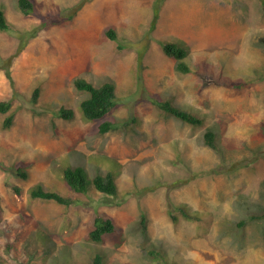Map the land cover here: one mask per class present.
Returning <instances> with one entry per match:
<instances>
[{
	"label": "rangeland",
	"instance_id": "rangeland-1",
	"mask_svg": "<svg viewBox=\"0 0 264 264\" xmlns=\"http://www.w3.org/2000/svg\"><path fill=\"white\" fill-rule=\"evenodd\" d=\"M35 1L25 14L18 0H0L13 27L0 30V101L11 102L0 111V262L90 264L100 253L105 264H157L154 247L172 264H264V221L248 219L264 210V0H165L154 30V0H88L79 9L82 0ZM179 37L190 45L188 73L162 49ZM79 76L116 83L108 116L84 118L89 93L75 88ZM155 96L204 123L165 113ZM61 107L74 117H60ZM10 115L13 125L3 128ZM105 119L116 126L101 133ZM209 128L217 150L203 141ZM69 164L91 176L115 171L122 195L73 190L62 173ZM37 183L76 201L33 199ZM171 200L204 217L175 221ZM98 214L115 224L102 241L89 235Z\"/></svg>",
	"mask_w": 264,
	"mask_h": 264
},
{
	"label": "trees",
	"instance_id": "trees-1",
	"mask_svg": "<svg viewBox=\"0 0 264 264\" xmlns=\"http://www.w3.org/2000/svg\"><path fill=\"white\" fill-rule=\"evenodd\" d=\"M88 0H82V2L77 7L78 9ZM165 0H154L153 3V20L151 23V29L154 30L157 26L158 20L161 15V10L163 8V3ZM18 6L22 12L25 14H32L36 11V1L35 0H18ZM76 12V10H75ZM73 16V15H72ZM43 23L39 26L34 27L30 31H26L25 34L32 36L37 34L39 30L45 25ZM12 23L7 18L5 10L0 8V30L9 31L11 30ZM107 34L112 38H117V32L115 29L110 28L107 30ZM25 39L22 40L17 53L20 52L25 46ZM162 49L165 54L172 56L176 60V69L179 72L188 73L194 70L193 65H191L187 58L190 53V45L186 40L182 38H174V40H163ZM257 44L264 47V35H261L257 41ZM143 56H139V61L142 62ZM8 77L11 79L10 67H5ZM74 85L77 90L88 92L89 95L85 97L81 102L82 114L86 120H97L108 116L118 105V95H117V85L114 81H104L101 84H96L93 81L86 79L85 77L79 76L74 79ZM245 85L244 82H238L233 85L235 88H242ZM39 89H35V97L39 95ZM154 103L161 108L165 113L172 115L178 119L183 120L191 125L203 124L205 119L199 113L192 111L191 109L174 103L170 99H165L162 97H156ZM11 108L10 101H0V111L7 112ZM59 116L64 119H72L74 117V109L72 107H61L59 109ZM137 121V119H135ZM14 123V115L7 116L3 122V128H10ZM115 122L110 119H105L99 123V131L101 133H106L115 128ZM203 141L206 145L218 149L217 144V131L213 128H209L205 134ZM23 178H28L29 174L23 171L22 166L18 167ZM218 172L216 169H212L208 174ZM62 173L67 184L75 191L81 193H87L91 187L106 193L108 195L119 197L122 192L117 183V173L114 171H109L107 173L99 172L95 176H91L88 169L79 166L69 164L62 169ZM13 189L21 194L20 187L12 185ZM29 195L31 198H42V199H52L62 204H73L76 200L72 197L65 196L61 192L48 190L42 183L34 184L30 187ZM1 206V198H0ZM169 213L175 221H178L180 217H184L190 220H198L204 217L203 212L195 209H191L186 202H175L173 200L169 201ZM249 220L254 221H264V210L259 213H251L248 216ZM246 219L239 222V225L246 223ZM143 232L147 233V216L145 213L142 215ZM115 230V224L113 218L110 216H104L98 214L95 218L94 227L90 231V236L95 241H102L105 235L109 232ZM9 247L11 245L9 244ZM148 253L152 255L154 261L157 264H172L168 258V255L162 250L157 248L148 249ZM155 258V259H154ZM0 264H4L0 262ZM70 264V263H67ZM90 264H105L104 257L98 253L91 261Z\"/></svg>",
	"mask_w": 264,
	"mask_h": 264
},
{
	"label": "crops",
	"instance_id": "crops-1",
	"mask_svg": "<svg viewBox=\"0 0 264 264\" xmlns=\"http://www.w3.org/2000/svg\"><path fill=\"white\" fill-rule=\"evenodd\" d=\"M163 15V14H162ZM162 18V17H161Z\"/></svg>",
	"mask_w": 264,
	"mask_h": 264
}]
</instances>
